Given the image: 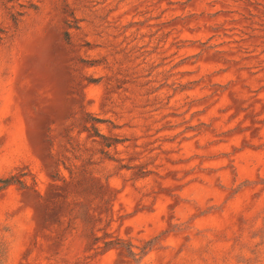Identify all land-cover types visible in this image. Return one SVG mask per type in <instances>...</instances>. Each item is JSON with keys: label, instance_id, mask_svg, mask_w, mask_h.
<instances>
[{"label": "rangeland", "instance_id": "1", "mask_svg": "<svg viewBox=\"0 0 264 264\" xmlns=\"http://www.w3.org/2000/svg\"><path fill=\"white\" fill-rule=\"evenodd\" d=\"M0 264H264V0H0Z\"/></svg>", "mask_w": 264, "mask_h": 264}]
</instances>
